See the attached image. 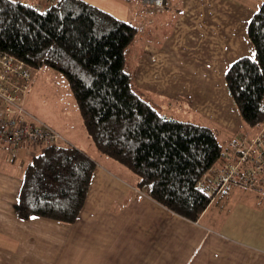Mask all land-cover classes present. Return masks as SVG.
Masks as SVG:
<instances>
[{
  "label": "crops",
  "instance_id": "1",
  "mask_svg": "<svg viewBox=\"0 0 264 264\" xmlns=\"http://www.w3.org/2000/svg\"><path fill=\"white\" fill-rule=\"evenodd\" d=\"M20 1L39 10L55 2ZM85 1L135 27L134 83L162 116L209 127L216 138L226 134L225 148L217 138L222 156L216 166L232 155L231 145L253 136L243 129L224 82L230 65L249 57L237 47L250 48L253 14L247 16V9L218 6V0H166L161 9L140 0ZM32 80L24 99L31 96ZM53 129L95 162L84 204L70 223L20 218L21 170L41 151L0 143V264H264L262 192L228 183L190 221L141 192L138 177L100 154L87 135L56 124Z\"/></svg>",
  "mask_w": 264,
  "mask_h": 264
},
{
  "label": "trees",
  "instance_id": "2",
  "mask_svg": "<svg viewBox=\"0 0 264 264\" xmlns=\"http://www.w3.org/2000/svg\"><path fill=\"white\" fill-rule=\"evenodd\" d=\"M252 57L224 76L238 115L248 126L264 119V0L248 23ZM131 23L85 0H55L36 11L0 0V52L34 70L60 71L71 89L85 133L101 154L138 177V189L178 216L196 221L213 196L197 182L222 156L214 131L162 116L135 86L126 56ZM96 168L71 144L49 145L26 164L16 213L70 223L80 213Z\"/></svg>",
  "mask_w": 264,
  "mask_h": 264
},
{
  "label": "built area",
  "instance_id": "3",
  "mask_svg": "<svg viewBox=\"0 0 264 264\" xmlns=\"http://www.w3.org/2000/svg\"><path fill=\"white\" fill-rule=\"evenodd\" d=\"M16 1V0H13ZM143 6L161 9L166 0H140ZM36 11L39 8L31 4ZM34 69L24 60L0 52V143L13 147L22 143L37 146L42 153L49 145L66 144L62 136L47 123L27 113L23 100L32 83ZM252 137L244 136L231 145L232 155L224 163L212 166L197 182L213 196L224 185L236 183L264 194V119ZM209 179V184L204 182Z\"/></svg>",
  "mask_w": 264,
  "mask_h": 264
},
{
  "label": "rangeland",
  "instance_id": "4",
  "mask_svg": "<svg viewBox=\"0 0 264 264\" xmlns=\"http://www.w3.org/2000/svg\"><path fill=\"white\" fill-rule=\"evenodd\" d=\"M262 1L263 0H218L217 5L225 6L232 3L236 7L240 6L244 9H247V11H249L247 16H249L250 14L252 15L254 11L258 10ZM243 14L246 13H240V15ZM240 15L234 14V17L238 19L237 21H239ZM121 18L123 19L125 17L120 15V19ZM237 32L239 33L240 31ZM247 43L251 49L247 48L246 46H242L241 43L237 47L239 50L245 51L246 56L252 57L254 55V49L252 48L249 40ZM127 53L128 55L126 56V63L133 64L134 53L132 45L130 46V49ZM33 75L35 82H33L34 84H32L33 86L30 89V91H32L31 96L29 99H27V97L22 101L25 111L37 119L43 122L45 121L53 128H55L56 124L65 132L67 131L69 133L75 134L83 133L85 137L87 133H85L80 119V113L77 109L76 102L73 98L71 89H69V85L65 76L60 71L46 66H42L40 69H35ZM242 126L244 130L250 133V135H255V133H257L259 130V126L254 127L248 126L246 124H242ZM61 136L65 142H69L67 137H63L64 135ZM217 138L221 146L225 148L229 141V138H227L226 134L222 131L218 133ZM24 171L25 169L21 170L22 176L24 175ZM242 187L243 186H241V188Z\"/></svg>",
  "mask_w": 264,
  "mask_h": 264
}]
</instances>
